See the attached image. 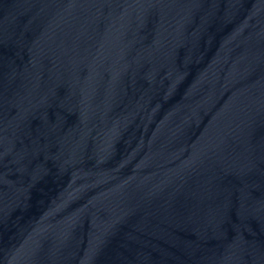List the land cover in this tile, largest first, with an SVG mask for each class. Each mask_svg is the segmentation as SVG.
Wrapping results in <instances>:
<instances>
[{
	"label": "water",
	"instance_id": "water-1",
	"mask_svg": "<svg viewBox=\"0 0 264 264\" xmlns=\"http://www.w3.org/2000/svg\"><path fill=\"white\" fill-rule=\"evenodd\" d=\"M0 264H264V0H0Z\"/></svg>",
	"mask_w": 264,
	"mask_h": 264
}]
</instances>
